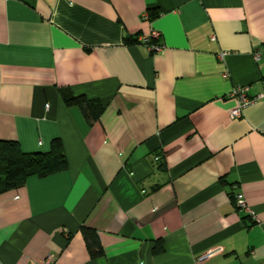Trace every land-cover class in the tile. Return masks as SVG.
Instances as JSON below:
<instances>
[{
  "label": "crops",
  "instance_id": "0c3cea01",
  "mask_svg": "<svg viewBox=\"0 0 264 264\" xmlns=\"http://www.w3.org/2000/svg\"><path fill=\"white\" fill-rule=\"evenodd\" d=\"M56 137L67 169L0 194V264H264V0H0V139Z\"/></svg>",
  "mask_w": 264,
  "mask_h": 264
},
{
  "label": "trees",
  "instance_id": "16d2710c",
  "mask_svg": "<svg viewBox=\"0 0 264 264\" xmlns=\"http://www.w3.org/2000/svg\"><path fill=\"white\" fill-rule=\"evenodd\" d=\"M156 15L155 11L150 14L151 17ZM61 96L67 105L76 103L93 118H97L103 109L98 101H85L84 98L73 96L67 89L61 90ZM159 163L163 165L161 161ZM66 169L63 144L57 137L51 140L48 151L35 153L23 152L16 140L0 139V194L20 188L31 176L46 177ZM230 199L237 208L235 196L230 194ZM81 233L91 258L102 257L103 251L96 232L83 227Z\"/></svg>",
  "mask_w": 264,
  "mask_h": 264
},
{
  "label": "built area",
  "instance_id": "2783aa9c",
  "mask_svg": "<svg viewBox=\"0 0 264 264\" xmlns=\"http://www.w3.org/2000/svg\"><path fill=\"white\" fill-rule=\"evenodd\" d=\"M146 16L147 15H145V17ZM159 36H160V33L158 31L151 30L149 35H140L138 37V40L145 43L150 52H159L164 48V45L161 42L157 41L159 39ZM225 53L226 52H221L220 56H223ZM259 57H260V54L258 52L255 53L254 58L258 60ZM231 94L237 98V105L233 109L230 110V116L232 118L240 117L242 114V111L245 108H247L249 105L254 103L257 98V97H250L248 95L247 85H238L237 87L233 89ZM235 201H236V206L239 210L245 211L252 218V220L254 221L256 220V217L250 211L249 207L247 206L246 202L244 201L241 195H236ZM222 253H223V248L221 246H216V247H213L207 250L202 255H200L197 261L203 262L205 260H208ZM52 263H53V258L51 256H48L42 264H52Z\"/></svg>",
  "mask_w": 264,
  "mask_h": 264
}]
</instances>
